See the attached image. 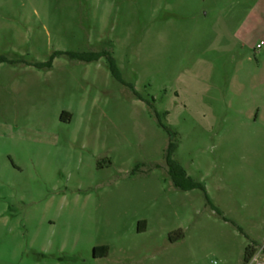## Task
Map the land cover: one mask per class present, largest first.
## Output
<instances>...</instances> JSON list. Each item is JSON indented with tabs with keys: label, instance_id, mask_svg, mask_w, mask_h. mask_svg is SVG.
<instances>
[{
	"label": "rangeland",
	"instance_id": "1",
	"mask_svg": "<svg viewBox=\"0 0 264 264\" xmlns=\"http://www.w3.org/2000/svg\"><path fill=\"white\" fill-rule=\"evenodd\" d=\"M0 56V264L264 254V0H0Z\"/></svg>",
	"mask_w": 264,
	"mask_h": 264
},
{
	"label": "trees",
	"instance_id": "2",
	"mask_svg": "<svg viewBox=\"0 0 264 264\" xmlns=\"http://www.w3.org/2000/svg\"><path fill=\"white\" fill-rule=\"evenodd\" d=\"M59 55H66L70 59H76L79 61H85V62H92L98 60L101 55L98 53H88V54H77V53H64V52H56L53 54V56L49 59L47 63H45L44 66L50 67L53 57L59 56ZM4 57L0 56V62L4 61ZM108 69L111 73V75L118 81H121V77L119 75V72L117 68L115 67L114 61L112 58H108ZM61 120H63L61 118ZM176 149V145L173 142H170L166 148L165 151V162L168 168V175L171 179V182L174 187L183 190H193V189H201L203 190L202 186L198 183L193 182L185 173L183 168L179 166L173 159L172 155ZM138 232H143L145 230V223L139 222L138 223ZM178 238H181V234L179 233ZM170 241L171 238H170ZM255 253V249L252 246H248L245 248L244 251V257H243V263L247 264L253 257ZM108 254V248L106 246L101 247H95L93 248V256L94 257H105Z\"/></svg>",
	"mask_w": 264,
	"mask_h": 264
},
{
	"label": "built area",
	"instance_id": "3",
	"mask_svg": "<svg viewBox=\"0 0 264 264\" xmlns=\"http://www.w3.org/2000/svg\"><path fill=\"white\" fill-rule=\"evenodd\" d=\"M256 48L259 49L260 48V44H257ZM247 264H264V261L258 260V256L255 255V256L252 257V259Z\"/></svg>",
	"mask_w": 264,
	"mask_h": 264
},
{
	"label": "crops",
	"instance_id": "4",
	"mask_svg": "<svg viewBox=\"0 0 264 264\" xmlns=\"http://www.w3.org/2000/svg\"><path fill=\"white\" fill-rule=\"evenodd\" d=\"M255 255H257L256 253H254V255L253 256H255ZM257 256H259L260 258H262L263 260H264V254L263 255H257Z\"/></svg>",
	"mask_w": 264,
	"mask_h": 264
}]
</instances>
